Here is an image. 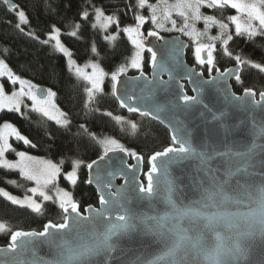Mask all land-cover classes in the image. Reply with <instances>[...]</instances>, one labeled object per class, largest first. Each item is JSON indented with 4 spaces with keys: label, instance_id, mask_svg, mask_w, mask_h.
<instances>
[{
    "label": "water",
    "instance_id": "water-1",
    "mask_svg": "<svg viewBox=\"0 0 264 264\" xmlns=\"http://www.w3.org/2000/svg\"><path fill=\"white\" fill-rule=\"evenodd\" d=\"M160 36L164 40L146 41L158 58L165 55V41L177 40L188 45L185 63L202 71L188 61L187 40L178 34ZM202 56L206 58V52ZM152 71L149 66L144 73L151 78ZM242 71L240 65V76ZM138 75L121 74L118 89L127 87L130 94L132 90L139 94L142 85L132 80ZM162 78L167 80V73ZM203 79H209L204 72ZM234 81L233 75L227 99L222 81L205 86L202 100L207 108L184 111L167 106L161 119L180 121L171 148L155 152L148 169L141 154L142 168L123 152L109 153L101 175L121 168L123 173L105 176L100 190L105 202L78 212L63 206V223L49 222L51 227L45 225L41 231H14L11 236L35 235L25 236L23 247L4 256L0 264H264V92L236 93ZM183 82L187 94L195 95ZM233 94L241 99L233 100ZM163 96L157 91L158 101ZM149 118L170 135L167 122ZM125 161L136 167L128 169ZM91 171L95 173V166ZM86 172L88 180L87 167ZM89 185L99 196L96 183Z\"/></svg>",
    "mask_w": 264,
    "mask_h": 264
},
{
    "label": "trees",
    "instance_id": "trees-1",
    "mask_svg": "<svg viewBox=\"0 0 264 264\" xmlns=\"http://www.w3.org/2000/svg\"><path fill=\"white\" fill-rule=\"evenodd\" d=\"M17 8L26 12L28 23L20 31L16 27L18 17L4 0H0V59H3L19 75L33 78L45 86H52L57 91L60 106L66 111L70 124L65 127L57 124L53 119L41 113L29 111L26 115L15 110L0 112V124L10 121L24 134L35 147L25 145L22 141L13 143L30 152L32 155L57 162L62 169L59 184L65 187L78 202L80 208L99 203L97 191L86 183V165L102 155V146L97 140L102 136H112L121 141L126 149L134 150L145 159L148 169V158L155 152L162 151L172 144L168 130L161 124L151 120L148 116L129 114L123 110L111 92L110 74L116 68L128 62L134 54L131 45L122 29L134 25V15L137 0H14ZM171 1V0H169ZM155 4L156 0H149ZM101 9L107 16L118 19L119 26L112 24L109 31L100 27H93L95 9ZM226 15L232 14L230 8L219 9ZM87 11V18L82 13ZM218 15V9L208 10ZM215 15V16H216ZM225 15V16H226ZM62 31L65 42L72 48L75 58L79 62L96 59L104 71L108 73L105 89L88 103L87 85L80 80L67 65L66 57L55 50L53 43H42L52 31V26ZM79 25L77 29L75 26ZM77 31L76 36L70 33ZM119 35L114 41H108L106 36L112 32ZM32 32L34 36H29ZM228 49L232 57L223 53L218 54L216 67L224 70L240 55L245 60L264 64V36H257L251 40L244 35H232ZM35 37H38L35 38ZM96 48V52L92 48ZM149 54L145 52V70L148 72ZM131 71V74H134ZM6 87L14 88L4 78ZM236 93L245 89H254L258 93L264 92V70L259 71L245 65L241 73V82H233ZM190 93V91L188 90ZM91 109V111H89ZM107 113H111L109 116ZM123 116V122H117L115 117ZM131 123L136 124V130L131 129ZM84 125V129L80 126ZM86 129V131H85ZM88 133L94 134L93 139ZM81 160L78 168V181L71 185L64 174L72 169L73 161ZM61 161L63 164L61 165ZM33 184L22 177L19 170H9L0 167V187L20 194L26 193ZM65 215L56 201H45L39 213L25 207L11 203L0 195V245L9 244L11 234L16 230L41 231L44 226L53 222H64Z\"/></svg>",
    "mask_w": 264,
    "mask_h": 264
},
{
    "label": "snow or ice",
    "instance_id": "snow-or-ice-1",
    "mask_svg": "<svg viewBox=\"0 0 264 264\" xmlns=\"http://www.w3.org/2000/svg\"><path fill=\"white\" fill-rule=\"evenodd\" d=\"M4 3L16 13L18 17V23L16 27L23 31L21 25L27 24L28 20L23 10L17 11V6L11 3V0H4ZM136 9L142 10L145 7L150 11V16L145 17L139 11L134 15L135 24L126 26L122 31L126 34L131 45L134 47V54L130 60L116 68L110 74L111 79V92L112 95L119 102L120 107L126 108L129 112L139 113L142 116L153 117L160 119L162 123L167 122L170 129V139L173 144L177 140V132L179 128L176 127L180 121L175 117H164L161 119V113L165 112L167 106H171L174 110L187 111L195 106H202L207 108L208 105L202 100V93L205 86H216L221 81L224 88L221 89L225 94V98L229 94L228 80L233 75L235 80L240 83V65L247 64L255 69L261 71L264 69V64L254 63L251 60H245L240 55L234 57L237 67L228 68L221 71L216 67L214 52L216 49L215 42L219 41L222 45V50L225 55L232 57V52L229 51V42L233 39L232 34L229 31V25L221 20L216 19L214 16L205 15L201 12V9L207 7L209 9L231 7L237 11V15L228 17V20L235 26L236 35L247 36L249 40L259 36H264V0H174L170 3L169 0H156L155 4L149 3V0H137ZM176 13L182 18L183 23L181 26H177V21L173 19V13ZM88 12L82 13L83 18H87ZM243 17V19H242ZM96 23L93 27L99 25L100 28L107 30L112 24L119 26L118 19L113 16H105L102 10L95 9ZM151 21L154 28L149 29L147 36L143 32V25ZM203 21L205 25L204 31H200L196 28V23ZM170 24L171 27H167ZM217 26L220 32L216 36H210L208 34L209 29L212 26ZM77 29L79 25L75 26ZM160 31H179L184 35L189 36L194 42V60L196 64L203 68L207 65L209 73V79H203V71L197 72L195 67H189L184 59V49L188 47L186 44H182L177 40L165 41V55L158 58L157 51L152 46H149L146 41L148 37H156L158 40H164V37L160 36ZM29 36H34L32 32L28 33ZM71 36H76L77 31L70 33ZM119 31L116 34L106 36L108 41H114L117 39ZM206 37L209 43H200L201 38ZM38 39V37H35ZM55 41L54 48L67 57V65L70 70L74 71L78 77H83L88 81L90 87L86 89L89 101L92 100L96 93L102 92L103 81L108 73L104 71L97 63H90L85 65V68H91L92 71L86 72L85 68H81L72 59V53L60 40V29L52 26V31L49 33L48 39L42 41L44 44H48L49 41ZM93 52H96V48H92ZM150 53L148 64L152 68V77L149 78L144 73V52ZM206 52V58L202 56V53ZM129 69L137 70L138 76L132 78L133 82L139 83L142 87L139 88V94H136L127 87L118 89L120 84L121 74H125ZM215 70L217 75L212 76V72ZM167 73L168 79L162 78V75ZM0 77H7L8 81L12 84L18 83L20 85L18 90H14L11 95L5 94L3 84H0V110L7 109L9 111L15 110L20 112L21 105L24 102V98L32 101L33 110L42 112L45 116L56 121L57 124L67 127L70 121L67 119L65 113L61 112L53 103V93L50 89H41L31 81L22 79L15 75L8 64L0 59ZM184 80H186L191 86L195 95H188ZM157 91L164 93L162 102L157 100ZM248 95V90L245 89V96ZM264 97V94H262ZM232 99L239 101L241 97L232 95ZM91 111V109H89ZM55 113V114H53ZM111 116V113H107ZM117 122H123V117H115ZM131 129L136 130V124L131 123ZM84 129V125L80 126ZM86 131V129H85ZM90 137L96 139L94 134L88 133ZM14 137L17 141H22L25 145H31V141L23 136L18 129L11 123L5 122L0 126V167L9 170H19L22 177L29 181L35 182V187L28 189L32 195H25L23 198H19L9 194L4 189L0 188V195L7 198L8 201L15 205L26 206L27 208L39 213L42 211V204L38 203L34 197L37 195L42 198L43 201H51L52 196L48 194L46 189L49 185H54L58 181V177L61 174V166L52 163L51 161L41 160L34 156L27 154L24 151H15L12 145L9 143V138ZM97 143L102 146V155L97 159L92 160L86 165L90 170L89 179L86 183L95 182L99 190V201L101 204L105 202L104 196L101 194L103 182L105 176H113L115 173H123V169H119L115 172L108 171L106 175L102 176L101 171L106 165L102 164L109 153L116 152L117 150L131 156L133 159L139 161V165L142 168L143 157L138 155L134 150L126 149L117 140L111 138L98 139ZM172 145H169L171 148ZM14 151L18 159L11 161L6 158V152ZM156 153L149 157V164L151 165L156 157ZM83 163L81 160L73 161V166L70 171L65 174V179L71 184L76 185L78 181V168ZM63 161H61V165ZM128 169H133L136 165H127ZM95 166V173H92V169ZM56 199L61 197L65 198L69 202V206L73 212H78L80 206L77 201L73 199L72 194L69 191L55 187L54 189ZM63 200H61V204ZM67 210V209H65ZM2 227V226H0ZM51 227V225H46ZM35 233L17 232L10 237V246L7 248H0V260L6 255L17 251L18 248L23 247V238L25 236H33ZM19 242V243H18Z\"/></svg>",
    "mask_w": 264,
    "mask_h": 264
},
{
    "label": "rangeland",
    "instance_id": "rangeland-1",
    "mask_svg": "<svg viewBox=\"0 0 264 264\" xmlns=\"http://www.w3.org/2000/svg\"><path fill=\"white\" fill-rule=\"evenodd\" d=\"M170 3H173L174 2V0H171V1H169ZM224 8H230L232 11H233V13L232 14H229V15H226L224 12H222L221 10H219V9H224ZM218 9V15H216L215 13L213 14V11H212V14L211 13H209L208 12V10H209V8H207V7H204V8H202L201 9V12L203 13V14H205V15H210V16H214L216 19H218V20H221V21H223L224 23H227L228 25H229V31H230V33L233 35H235V26H234V24H232L229 20H228V17H230V16H233V15H237V11L235 10V9H232L231 7H223V8H217ZM19 10H23L24 11V9H22V8H17V11H19ZM101 10V9H100ZM210 10H212V9H210ZM103 11V10H102ZM25 12V11H24ZM103 13L105 14V12L103 11ZM25 14H26V12H25ZM93 16H94V24L96 23V18H95V11H94V13L92 14ZM143 15L145 16V17H148V16H150V11L148 10V9H145V12L143 13ZM216 15V16H215ZM226 15V16H225ZM105 16H107L106 14H105ZM26 18H27V15H26ZM173 19H175L176 21H177V26L179 27V26H181L182 25V23H183V20H182V18L181 17H179L175 12L173 13ZM242 19H243V17H242ZM23 25H21V27H22ZM98 27H99V25H97ZM110 27L111 26H109L108 28H107V30H104V31H109L110 30ZM167 27H171V25L170 24H168L167 25ZM154 28V26H153V24L151 23V21L149 20L148 22H146L144 25H143V32L144 33H147L148 32V30L149 29H153ZM196 28L198 29V30H200V31H204V29H205V25H204V23H203V21H199V22H197L196 23ZM102 29V28H101ZM219 32H220V29L217 27V26H212L210 29H209V32H208V34L210 35V36H216V35H218L219 34ZM51 33V32H50ZM113 34H116V32H112L111 33V35H113ZM125 34V33H124ZM160 34H163V35H176V34H180L185 40H187L188 42H189V44H190V47L188 48V53H187V58H188V61L191 63V64H193L194 66H196L198 69H200V70H204L203 68H201V66H199L198 64H196V62H195V60H194V56H193V53H194V47H195V42L189 37V36H187V35H184L183 33H181V32H179V31H160ZM126 35V34H125ZM47 36H49V34L47 35ZM47 39H48V37H47ZM60 40H61V42L69 49V51L72 53V59L76 62V64L78 65V66H80L81 68H85V65H87V64H90V63H97V64H99L100 65V67H102V65L100 64V62L98 61V60H96V59H90V60H88V61H85V62H79L76 58H75V56H74V54H73V51H72V48L65 42V40H64V38H63V35H62V31L60 30ZM50 42L51 43H53V46H54V44H55V41H51L50 40ZM200 43H209L210 41L206 38V37H203V38H201V40L199 41ZM215 45H216V49H215V52H214V57H215V61L217 60V56H218V54H220V53H223V50H222V45H221V43L219 42V41H216L215 42ZM146 52V51H145ZM145 52H144V60H145ZM203 54V53H202ZM64 55V54H63ZM66 60H67V57H66ZM246 64H244V66H245ZM9 66V65H8ZM10 67V66H9ZM204 67V66H203ZM103 68V67H102ZM205 68V67H204ZM207 68V67H206ZM205 68V70H206V73H207V69ZM104 69V68H103ZM12 70V69H11ZM143 70H145V63H144V68H143ZM264 70V69H263ZM85 71L86 72H91L92 71V69L91 68H85ZM131 71H134V72H137V70H133V69H129L128 70V72L127 73H130ZM214 71V70H213ZM73 73H74V71H72ZM14 73V72H13ZM15 74V73H14ZM75 74V73H74ZM15 75H17V74H15ZM17 76H19V75H17ZM76 76V75H75ZM19 77H21L22 79H26V80H29V81H31L33 84H35V85H37L39 88H45V89H50L53 93H55V95H54V97H53V103L56 105V107L61 111V112H63V113H65L66 114V116H67V119H68V115H67V113H66V111L60 106V104H59V101H58V97H57V91L55 90V88L54 87H52V86H45V85H43V84H41V83H39L38 81H36L35 79H33V78H28V77H24V76H19ZM76 77H78V76H76ZM4 78H6L7 79V77H4ZM80 80H82L83 82H85L86 83V85H87V88L88 87H90V84L88 83V81L87 80H85L83 77H78ZM106 78H107V76L105 77V79H104V81H103V85H102V88H103V90L105 89V82H106ZM8 80V79H7ZM0 84H3V87H4V91H5V94H7V95H11V93L14 91V90H18L19 89V87H20V85L18 84V83H16V84H12V86L14 87V88H12V89H8L7 87H6V84H5V82H4V79H3V77H0ZM100 93V92H99ZM99 93H96L95 95H94V97L92 98V100L91 101H89V98H88V103L90 104V103H92L93 102V100H94V98L99 94ZM87 97H88V95H87ZM3 110H7V109H3ZM3 110H0V112L1 111H3ZM29 111H34V112H38V113H41L42 115H44L42 112H40V111H36V110H33V108H32V101L31 100H29V99H27V98H24V102H23V104L21 105V109H20V112L19 113H21V114H27ZM53 114H55V113H53ZM45 116V115H44ZM120 117H123V116H121V115H119ZM46 117H48V116H46ZM124 118V117H123ZM55 121V120H54ZM6 122H8V123H11L13 126H15L16 128H17V126L14 124V123H12V122H10V121H6ZM5 122H2L1 124H0V126H2L3 124H4ZM18 129V128H17ZM18 131H19V129H18ZM20 132V131H19ZM21 133V132H20ZM22 134V133H21ZM23 136H25L24 134H22ZM26 137V136H25ZM103 138H111V139H115V140H117L120 144H122L123 146H124V144L121 142V141H119L118 139H116L115 137H112V136H102L100 139H103ZM13 140H16L14 137H10L9 138V143L12 145V147H13V149H15V151H24V152H26L27 154H29V155H31V156H34V157H36V158H38V159H41V160H46V161H51L52 163H54V164H57V165H59L57 162H55V161H52V160H50V159H46V158H42V157H38V156H35V155H32L30 152H27V151H25V150H23L22 148H20V147H17L14 143H13ZM125 147V146H124ZM126 148V147H125ZM6 158L8 159V160H11V161H14V160H16V159H18V157L15 155V152L14 151H8V152H6ZM62 173V172H61ZM66 174V173H65ZM65 174H64V177H65ZM60 176H61V174L59 175V177H58V181L56 182V184H54V185H49L48 186V188L46 189V191L48 192V194L50 195V196H52L53 197V199L52 200H54V201H56L60 206H68L69 205V202H68V200L67 199H65V198H63V197H61L60 199H56V197H55V192H54V189H55V187H59V188H61V189H64V190H66V191H68L65 187H62V186H60V184H59V180H60ZM36 185H35V182L33 181V184L30 186V187H28L26 190H28V189H30V188H32V187H35ZM0 188H2V189H4L5 191H7L9 194H11V195H13V196H16V197H19V198H23L25 195H32L29 191H27L26 193H23V194H20V193H18V192H14V191H11V190H9V189H6V188H3V187H0ZM35 199H36V201L38 202V203H41L42 204V207H43V203L45 202V201H43L42 200V198L41 197H39L38 195L36 196V197H34ZM61 200H63V203L61 204ZM26 207V206H25Z\"/></svg>",
    "mask_w": 264,
    "mask_h": 264
},
{
    "label": "flooded vegetation",
    "instance_id": "flooded-vegetation-1",
    "mask_svg": "<svg viewBox=\"0 0 264 264\" xmlns=\"http://www.w3.org/2000/svg\"><path fill=\"white\" fill-rule=\"evenodd\" d=\"M144 34H147V33H144ZM233 65H236V62H234V63L231 64L230 66H233ZM230 66H229V67H230ZM204 67L206 68L207 65H204ZM204 67H203L204 70H202V71L204 72L205 75L209 76L208 70H207V73H206V70H205ZM217 68H218V67H217ZM243 68H244V64H243ZM206 69H207V68H206ZM219 69H220V68H219ZM148 70H149V64H148ZM144 71L147 72L146 70H144ZM148 72H149V71H148ZM148 72H147V73H148ZM213 72L215 73V70H214ZM213 72H212V73H213ZM168 133H169V132H168Z\"/></svg>",
    "mask_w": 264,
    "mask_h": 264
},
{
    "label": "bare ground",
    "instance_id": "bare-ground-1",
    "mask_svg": "<svg viewBox=\"0 0 264 264\" xmlns=\"http://www.w3.org/2000/svg\"><path fill=\"white\" fill-rule=\"evenodd\" d=\"M117 101V100H116Z\"/></svg>",
    "mask_w": 264,
    "mask_h": 264
}]
</instances>
